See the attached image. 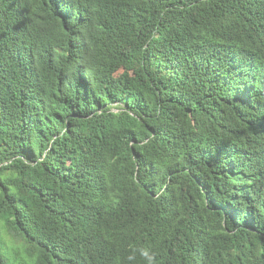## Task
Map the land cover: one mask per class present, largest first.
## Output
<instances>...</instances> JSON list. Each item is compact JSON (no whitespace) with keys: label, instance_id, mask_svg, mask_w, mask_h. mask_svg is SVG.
I'll return each mask as SVG.
<instances>
[{"label":"trees","instance_id":"trees-1","mask_svg":"<svg viewBox=\"0 0 264 264\" xmlns=\"http://www.w3.org/2000/svg\"><path fill=\"white\" fill-rule=\"evenodd\" d=\"M0 264H264V0H0Z\"/></svg>","mask_w":264,"mask_h":264},{"label":"clouds","instance_id":"clouds-1","mask_svg":"<svg viewBox=\"0 0 264 264\" xmlns=\"http://www.w3.org/2000/svg\"><path fill=\"white\" fill-rule=\"evenodd\" d=\"M144 255H146V256H147V255H148V253H147V252H145V253H144Z\"/></svg>","mask_w":264,"mask_h":264}]
</instances>
